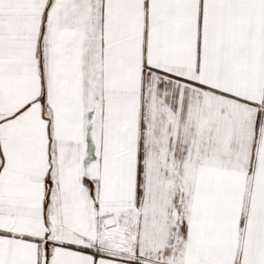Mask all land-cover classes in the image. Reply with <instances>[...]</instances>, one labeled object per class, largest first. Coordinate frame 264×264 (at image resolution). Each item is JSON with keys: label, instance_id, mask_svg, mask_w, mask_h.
<instances>
[{"label": "snow or ice", "instance_id": "obj_1", "mask_svg": "<svg viewBox=\"0 0 264 264\" xmlns=\"http://www.w3.org/2000/svg\"><path fill=\"white\" fill-rule=\"evenodd\" d=\"M0 264H264V0H0Z\"/></svg>", "mask_w": 264, "mask_h": 264}]
</instances>
